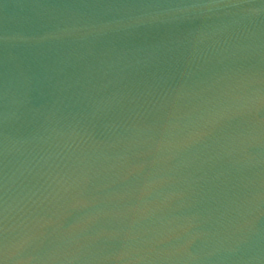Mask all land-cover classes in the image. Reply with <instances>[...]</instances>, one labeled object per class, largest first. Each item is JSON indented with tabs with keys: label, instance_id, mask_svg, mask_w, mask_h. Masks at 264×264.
Listing matches in <instances>:
<instances>
[{
	"label": "water",
	"instance_id": "water-1",
	"mask_svg": "<svg viewBox=\"0 0 264 264\" xmlns=\"http://www.w3.org/2000/svg\"><path fill=\"white\" fill-rule=\"evenodd\" d=\"M0 264H264V0H0Z\"/></svg>",
	"mask_w": 264,
	"mask_h": 264
}]
</instances>
